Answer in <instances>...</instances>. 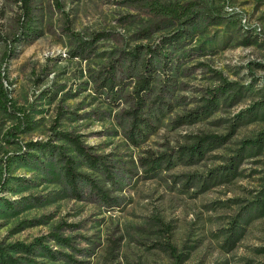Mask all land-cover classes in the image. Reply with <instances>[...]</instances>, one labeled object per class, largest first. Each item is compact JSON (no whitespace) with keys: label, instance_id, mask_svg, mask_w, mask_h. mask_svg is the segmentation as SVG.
<instances>
[{"label":"rangeland","instance_id":"374dc122","mask_svg":"<svg viewBox=\"0 0 264 264\" xmlns=\"http://www.w3.org/2000/svg\"><path fill=\"white\" fill-rule=\"evenodd\" d=\"M28 1L26 20L22 0H0L4 255L18 264H264V213L230 250L223 245L232 217L259 197L264 153L243 157L232 179L202 184L242 138L264 129V118L242 114L230 131L235 115L264 97V0ZM107 73L113 90L102 83ZM149 73L150 107L139 114L150 126L140 122L137 132L128 111L136 79ZM223 79L241 85L238 102L219 99L207 116L176 121ZM202 132L229 134L196 162L177 158L179 145ZM164 151L170 166L146 175L143 158Z\"/></svg>","mask_w":264,"mask_h":264},{"label":"trees","instance_id":"16d2710c","mask_svg":"<svg viewBox=\"0 0 264 264\" xmlns=\"http://www.w3.org/2000/svg\"><path fill=\"white\" fill-rule=\"evenodd\" d=\"M22 1L24 7V15L26 17V20H29L31 12V6L29 4L30 1ZM178 33H172L174 40L178 39L179 35H181V33ZM167 41H171V39H167ZM86 45H90V43H86ZM159 51H161L163 56H167L165 51ZM128 53L131 54L130 57L135 54L133 51H130ZM144 67H148V65L144 63ZM154 70L156 69L152 68V71ZM151 81L152 76L150 73L142 74L136 79V89L134 90V95L136 97V105L128 112L132 116L131 129L136 130L137 132L142 131L138 125V123L140 122H143L145 126H150V122L147 116H143L139 113L144 112L145 110H147V108L150 107L149 103H145L143 92H145L150 87ZM102 83L105 88H109L110 90H113L116 84L115 80L113 79V76L110 75V73H107L105 75L102 80ZM209 94L210 96L204 99V103L189 110L187 113L184 114V116H180V118H178L176 121L193 122L201 116H207L211 111H213V109H215L219 99L222 103H236L242 97V90L241 85L237 82L227 81L223 79V83L219 84L215 89L211 90ZM7 99V94L4 91L0 82V104L5 102ZM155 99H157L158 102L163 101L162 98H160L159 96L155 97ZM157 107H159V105ZM242 114L250 115V118L257 117L258 115L259 118H264V97L260 98L259 100H256L251 106L242 109L240 113H237L234 118L235 120L231 122L230 131H232L236 125L242 122L241 119L243 116H240ZM228 134L229 133L217 134L214 132L195 133L192 135L193 139L191 142L179 145L176 156L179 159H184L185 162H196L201 157H203V155L208 149H212L214 147L222 145V143L225 142ZM64 135L69 137V139L73 141L74 145L79 151L83 152L82 155H84L88 161H90L91 163H95L97 161V157H95L86 149H84L76 136H71L68 133H64ZM27 144H33L34 146L36 145V147H38L44 152H50L53 148H55L54 144L46 142L42 143L37 141H29ZM258 153H264V129H260L255 134L242 138L240 140V145L236 148V152L227 157V163L219 166L220 168H214L213 170H211L208 176L205 177V179L203 180L202 184L208 187L220 181H228L232 179L236 174L239 173L237 168L239 161H241L243 157L254 156ZM70 161L71 159L70 157H68V162L64 163V171L67 175V178H69V180L71 181V186L75 189V182L73 181H75V176H77L78 173L70 167ZM259 161H263L264 164V158H260ZM143 162L145 164L144 171L146 172V175H152L155 174L158 170H161V168L163 167H169L172 162V157L170 152L164 151L156 155L151 154L150 156L144 157ZM14 178L20 179L22 177L14 176ZM9 180L11 179L9 178ZM261 180L262 185L259 190V197L249 201L245 206L240 208V210L230 220V225L226 227L223 238V245L226 250H230V248L235 245L236 241L242 237L244 233V224L248 223L252 218L261 216L264 213V168ZM187 181L189 183L192 181V179L190 178ZM8 183L9 181L7 179L0 181V192L3 188H6ZM96 190L100 193L103 198H108L107 192L101 189V187L96 186ZM4 202L6 203V205H12L6 198ZM53 235L58 239H64L58 234L54 233ZM24 247L30 249V245ZM43 247L46 250H49V254L51 256L55 255L54 253H52V251H50L49 246L43 245ZM260 249L264 251V246H261ZM0 257L2 261H4L6 264H18V261L15 257L4 255V250L1 248Z\"/></svg>","mask_w":264,"mask_h":264}]
</instances>
